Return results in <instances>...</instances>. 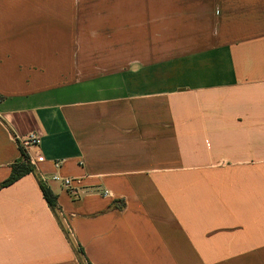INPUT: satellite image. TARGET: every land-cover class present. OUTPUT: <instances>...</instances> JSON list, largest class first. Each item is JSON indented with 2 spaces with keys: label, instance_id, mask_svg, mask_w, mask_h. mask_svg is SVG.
I'll return each mask as SVG.
<instances>
[{
  "label": "crops",
  "instance_id": "obj_1",
  "mask_svg": "<svg viewBox=\"0 0 264 264\" xmlns=\"http://www.w3.org/2000/svg\"><path fill=\"white\" fill-rule=\"evenodd\" d=\"M30 131L0 264H264V0H0V184Z\"/></svg>",
  "mask_w": 264,
  "mask_h": 264
},
{
  "label": "trees",
  "instance_id": "obj_2",
  "mask_svg": "<svg viewBox=\"0 0 264 264\" xmlns=\"http://www.w3.org/2000/svg\"><path fill=\"white\" fill-rule=\"evenodd\" d=\"M21 153H22V159H19L13 165L10 177H8L4 182H2L0 184V187L10 185L11 183L15 182L16 180L20 179L24 175L29 174L31 172L36 173L35 167L27 161V158H25L26 157L25 153L22 149H21ZM38 178H39V184L42 189V192H44L43 195L45 199L49 203L50 207L54 209L55 212H57L59 210L57 195L44 182V180H42L40 175H38ZM67 235H69L68 231H67ZM68 238L71 239L70 235ZM77 251L81 256H83V260H84L83 262H85L86 264H91L89 262L90 260H88V258L86 257L85 252L81 246L79 245L77 246Z\"/></svg>",
  "mask_w": 264,
  "mask_h": 264
},
{
  "label": "built area",
  "instance_id": "obj_3",
  "mask_svg": "<svg viewBox=\"0 0 264 264\" xmlns=\"http://www.w3.org/2000/svg\"><path fill=\"white\" fill-rule=\"evenodd\" d=\"M20 149L25 153V158L30 164H37L38 161L45 158V155L37 149L40 144V136L36 131H30L27 134L18 138ZM22 158V153H21ZM53 180L61 182L64 186L68 188L70 193L74 196H79L78 189L75 184L79 183L80 178L64 177L61 174H54L52 176Z\"/></svg>",
  "mask_w": 264,
  "mask_h": 264
},
{
  "label": "rangeland",
  "instance_id": "obj_4",
  "mask_svg": "<svg viewBox=\"0 0 264 264\" xmlns=\"http://www.w3.org/2000/svg\"><path fill=\"white\" fill-rule=\"evenodd\" d=\"M31 165H33L34 167H35V169H36V164H31ZM83 260V259H82ZM84 264H86L85 262H83Z\"/></svg>",
  "mask_w": 264,
  "mask_h": 264
}]
</instances>
